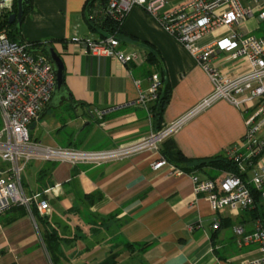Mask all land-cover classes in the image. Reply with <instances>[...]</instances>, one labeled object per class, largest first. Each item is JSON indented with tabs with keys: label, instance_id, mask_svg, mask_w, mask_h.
<instances>
[{
	"label": "crops",
	"instance_id": "0c3cea01",
	"mask_svg": "<svg viewBox=\"0 0 264 264\" xmlns=\"http://www.w3.org/2000/svg\"><path fill=\"white\" fill-rule=\"evenodd\" d=\"M86 3L31 0L24 15L20 39L30 43L34 53L45 52V45L54 47L65 68L64 89L54 91L40 117L30 124L32 139L53 146L103 149L147 134L156 126L153 103L137 102L136 80L147 89L154 72H164L172 86L164 123L213 90L203 67L142 6L130 11L120 34L122 50L139 53L129 66L70 42L76 34L101 35L87 20ZM244 30L264 34V23L249 19ZM228 31L213 29L200 43L215 41ZM152 50L156 64L147 60ZM213 61L231 73L247 69L245 59L229 53L216 51ZM245 133L240 108L220 99L167 143L190 158L212 157L224 154ZM259 136L264 139V129ZM167 143L160 151H144L100 166L31 162L23 173L24 189L28 195L47 198L50 209L43 214L37 209L35 215L15 206L0 215V264H100L113 253L116 264H252L259 256L258 245L240 244L234 226H243L245 234L255 230L258 218L264 217L261 191L256 188L260 196L251 210L225 206L214 211L207 195L195 192L189 173L153 169ZM6 166L0 159V168ZM238 169L250 182L252 167ZM196 172L220 180L228 171L206 166ZM217 222L219 227L214 228ZM46 228L61 237L55 257L44 240Z\"/></svg>",
	"mask_w": 264,
	"mask_h": 264
},
{
	"label": "built area",
	"instance_id": "2783aa9c",
	"mask_svg": "<svg viewBox=\"0 0 264 264\" xmlns=\"http://www.w3.org/2000/svg\"><path fill=\"white\" fill-rule=\"evenodd\" d=\"M16 0H0V159L7 163L0 168V215L15 206L30 211L36 206L40 213L50 209L47 198L28 195L23 186V173L31 162H66L71 165L100 166L131 157L144 151H160L164 142L176 134L189 120L220 99L236 105L242 111L246 133L242 140L226 150V155L240 168L250 166V182L239 173L228 171L220 180L203 177L196 171L186 172L164 156L152 164L154 170L170 167L169 173H189L197 194L204 193L214 211L230 206L251 210L256 200L251 184L264 198V34L244 30L246 21L257 18L264 23V0H107L92 15L108 16L117 23L113 33L104 37L73 35L70 42L80 45L87 53L117 59L124 66L135 61L137 51L125 52L119 38L120 29L135 6H142L164 31L180 42L208 73L213 90L176 119L151 129L136 139L110 148L85 149L75 146L47 145L30 136V124L40 117L56 89V74L45 52H31V44L9 37L5 20L14 12ZM218 27L229 31L215 41L200 43L202 37ZM216 51L229 53L235 59H245L247 69L231 73L214 64ZM137 102L148 106L156 101L162 85L159 72L150 76L147 89L136 80ZM104 111H98L103 115ZM260 158V160L258 159ZM219 223L214 224L218 228ZM240 244L256 243L259 256L252 264H264V217L256 228L244 233L241 225L234 226Z\"/></svg>",
	"mask_w": 264,
	"mask_h": 264
},
{
	"label": "trees",
	"instance_id": "16d2710c",
	"mask_svg": "<svg viewBox=\"0 0 264 264\" xmlns=\"http://www.w3.org/2000/svg\"><path fill=\"white\" fill-rule=\"evenodd\" d=\"M106 2L107 0H87L86 7H85V13L87 14L88 22L90 23V26L94 30H96L97 32L101 34L100 37H104V36H107L108 34L113 33L117 27L116 21L109 18L108 16H101L100 14L92 15V12L95 10V8L97 10L99 8L98 6L104 5ZM30 8H31V0L28 4L25 5V13ZM16 11H17V0H16L14 12ZM4 24L6 25L8 29L10 38L15 39V40H21L19 37L21 34V25L16 26L15 24L10 23L9 17L5 20ZM121 31H122V28L120 29V32H119L120 40H121V36H120ZM147 60L152 64H156L158 62L157 54L155 53L154 50L150 51L147 54ZM159 73L162 77V85L158 92V97L156 101L153 102V106H152V112H153L154 117L156 118V126L154 127V129H160L164 124V122L162 121V114L170 99L171 92H172V86L167 81L166 74L164 72H159ZM1 126H2V120H1ZM170 139L171 138L167 139L164 142V144L169 142ZM163 156L169 162L174 164L176 167H179L180 169L186 172H194L198 169H203L206 166H210V167L220 169V170H226V171L239 173L238 165L233 160L229 159L226 153L222 155L212 156V157L190 158L184 155V153L180 149H178L175 145L173 144L169 145L167 143V145L163 149ZM250 186L252 188V192L254 194L255 200L257 201L260 196L257 194L258 190L252 184ZM32 211H33V214L35 215L38 214V210L36 206H33ZM44 240L47 244L49 251L55 257V253L57 252L61 244V237H59L55 229L46 228ZM127 246L133 247L134 245L131 243H128ZM116 257H117L116 253H113L109 255L100 264H116L117 263L115 261Z\"/></svg>",
	"mask_w": 264,
	"mask_h": 264
},
{
	"label": "water",
	"instance_id": "95a60500",
	"mask_svg": "<svg viewBox=\"0 0 264 264\" xmlns=\"http://www.w3.org/2000/svg\"><path fill=\"white\" fill-rule=\"evenodd\" d=\"M30 0H17V11L10 14L9 22L15 24L16 26H20L24 15H25V5L28 4ZM48 56L54 66V71L56 74V93H59L64 89L65 86V68L64 62L62 60L61 55L55 50L54 47L45 45L42 48ZM90 124L87 122L85 125Z\"/></svg>",
	"mask_w": 264,
	"mask_h": 264
},
{
	"label": "rangeland",
	"instance_id": "374dc122",
	"mask_svg": "<svg viewBox=\"0 0 264 264\" xmlns=\"http://www.w3.org/2000/svg\"><path fill=\"white\" fill-rule=\"evenodd\" d=\"M7 28V27H6ZM8 30V29H7ZM8 35H9V33H8ZM0 126H1V116H0Z\"/></svg>",
	"mask_w": 264,
	"mask_h": 264
}]
</instances>
